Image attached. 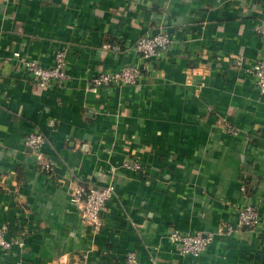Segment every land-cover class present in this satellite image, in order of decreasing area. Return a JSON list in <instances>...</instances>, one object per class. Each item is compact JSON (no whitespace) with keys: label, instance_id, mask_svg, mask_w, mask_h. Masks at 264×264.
Returning <instances> with one entry per match:
<instances>
[{"label":"crops","instance_id":"crops-1","mask_svg":"<svg viewBox=\"0 0 264 264\" xmlns=\"http://www.w3.org/2000/svg\"><path fill=\"white\" fill-rule=\"evenodd\" d=\"M261 22L264 0H0V227L24 240L0 264H264V93L247 71ZM162 28L172 43L142 59L134 44ZM61 49L68 78L40 89L24 60L52 66ZM127 64L144 67L138 84L87 89ZM111 181L95 232L71 193ZM175 230L214 237L183 253Z\"/></svg>","mask_w":264,"mask_h":264},{"label":"built area","instance_id":"built-area-1","mask_svg":"<svg viewBox=\"0 0 264 264\" xmlns=\"http://www.w3.org/2000/svg\"><path fill=\"white\" fill-rule=\"evenodd\" d=\"M257 31L261 37L262 48L264 50V22L257 26ZM172 43V36L167 29H160L153 34L142 36L135 44L134 50L142 59H150L160 49L167 48ZM111 47V46H109ZM114 50H119V45L112 46ZM14 56L20 57V52H14ZM68 54L65 49H61L55 56L52 66H43L34 60H24V67L37 80L40 89L53 87L68 78L66 68ZM144 67L139 64H127L117 71H103L95 76L88 90L97 91L103 86L113 85H134L144 78ZM260 90L264 93V52L260 59L253 62L247 69ZM229 132L236 133V129L229 122L226 123ZM46 136L40 131H32L25 136V146L37 154L39 159L43 158L42 147L46 143ZM41 162V160H40ZM43 168L52 170V162L47 160L42 163ZM123 165L126 167L140 169L141 164L137 160L125 159ZM115 196V185L113 181L104 186L96 184H86L78 182L71 193V199L79 207L83 220L92 226L95 232H99L104 225V213L109 208V203ZM240 224L256 227L260 222V210L255 204H247L239 210ZM8 226L0 227V247L5 251L11 250L15 245L24 246L23 238H8ZM213 235H203L201 233H190L175 230L171 233V239L181 246L183 253L198 255L203 252L213 241ZM62 256V255H61ZM153 260V259H152ZM130 264H141L138 256L131 253L128 256ZM77 264H87V254L78 258Z\"/></svg>","mask_w":264,"mask_h":264}]
</instances>
